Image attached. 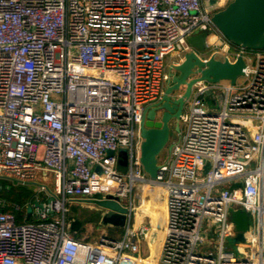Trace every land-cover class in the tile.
Instances as JSON below:
<instances>
[{"label":"built area","instance_id":"2783aa9c","mask_svg":"<svg viewBox=\"0 0 264 264\" xmlns=\"http://www.w3.org/2000/svg\"><path fill=\"white\" fill-rule=\"evenodd\" d=\"M229 1L0 0V179L38 186L25 204L0 198V264H264V49L236 46L213 25ZM196 30L215 35L205 55L187 42ZM191 51L241 54L243 80L192 84L151 180L142 114ZM146 185L165 205L154 255L151 223L135 216ZM93 198L128 210L122 233L72 235L68 202ZM230 208L248 215L243 242Z\"/></svg>","mask_w":264,"mask_h":264},{"label":"water","instance_id":"95a60500","mask_svg":"<svg viewBox=\"0 0 264 264\" xmlns=\"http://www.w3.org/2000/svg\"><path fill=\"white\" fill-rule=\"evenodd\" d=\"M211 22L232 44L252 50L264 49V0H230L223 8L213 13ZM244 66L241 54L234 62H229L213 56L202 60L194 51L185 53L182 60L170 65V78L162 96L145 107L140 122V134L143 139L140 146V162L149 179H155L158 169L157 156L168 142V123L171 118H176L175 130L177 132L180 130L179 117L190 96L192 84L198 80L209 82L228 80L234 84L236 79L243 75ZM205 95L213 98L209 90L205 92ZM170 148L171 144L167 147L168 152ZM119 156L118 164L124 166L126 164L125 151L121 150ZM149 196L148 193L145 194L146 198ZM83 202L94 205L102 224L126 226L128 210L118 202L95 198ZM103 209L105 212L100 214ZM138 212L145 214L142 208ZM230 213L238 231L233 240L243 242L244 232L248 228V215L241 209L230 208ZM30 215L31 210L29 209L25 219L28 220ZM83 223L82 219L73 218L70 229L77 232ZM153 237H155V232H152L151 241Z\"/></svg>","mask_w":264,"mask_h":264},{"label":"rangeland","instance_id":"374dc122","mask_svg":"<svg viewBox=\"0 0 264 264\" xmlns=\"http://www.w3.org/2000/svg\"><path fill=\"white\" fill-rule=\"evenodd\" d=\"M190 37H192L193 39H195L197 45H201V48H205L208 47L209 42L208 41H204V39H202L201 37H197V32H193L189 35ZM201 48H197L199 53L204 55V53L202 52L203 50H201ZM243 80V76H239L237 78V82L240 83ZM219 96H217V104H213L210 100H206L207 104L210 107H217L218 108V104H219ZM177 124V120L176 118H171L169 120L168 126H169V138H168V142L165 146V148L160 152V154L157 156V159L160 160L162 157L167 156L168 154V150L167 147L168 145L176 140L178 138V132L175 130V126ZM179 126L181 125L180 122H178ZM49 187L52 186V183L49 182ZM7 186L12 187V190H14V188H16V190L20 189V190H25L28 189L29 191H31V195L29 199H26L27 201L32 199V197H34L35 192L38 189V186L35 184H30V185H22V184H17V183H13L12 181H8L5 179H0V198H4L3 196H5V189H8ZM154 191L157 192L159 198H160V191H158V189H155ZM141 199V205L138 209L142 208V210H144L145 214H141L137 211L136 213V221L140 222L143 218L144 222H148L146 217H150L153 216L155 214V206H150V204H148V202L144 201L141 196H137L136 197V203L138 204L140 202ZM27 201L23 202L22 204H25ZM68 208L69 211L66 214V219L69 218H74L77 216V212L79 211V214L81 219H84L83 217H88L89 216V211L87 210H94V207H92L91 205H88L87 203L83 202V201H74L73 203H69L68 202ZM92 216H89V219L86 221L84 220V223L82 225V227L77 231L74 232L72 231V235L78 239H84L86 241H97L99 240V237L103 234H107L110 233L112 234L113 231H116L117 228L116 227H111L109 225H105L102 224L101 222H98V211H92ZM229 242L227 244H229V246L231 247V250L234 252V254L238 255L237 251H236V247L234 246L232 240L228 239ZM142 247L145 249V246L142 245ZM152 254V253H151ZM153 255V254H152ZM152 258H150V264H154V261H151Z\"/></svg>","mask_w":264,"mask_h":264},{"label":"crops","instance_id":"0c3cea01","mask_svg":"<svg viewBox=\"0 0 264 264\" xmlns=\"http://www.w3.org/2000/svg\"><path fill=\"white\" fill-rule=\"evenodd\" d=\"M194 32H197V37H201L202 39H204V41H208L209 42V45L208 47H203L201 48L202 46L201 45H197L195 39H193L192 37L188 36L187 37V42L188 44L194 48L196 51H198L197 48H201V50H203L202 52L204 53V55L206 54V52L208 51L209 47L211 46L212 42H213V39H214V34L213 32L209 31V32H203V31H200V30H196ZM199 52V51H198ZM166 86V83L164 84V87ZM166 157V156H164ZM148 193L150 196L148 198L145 197V194ZM141 198L148 202V204H150V206H155V214L153 216H150V223H151V226L152 227H157L162 225L164 223V219H165V205L162 201V198L158 196L157 192L154 191V190H150V189H143V193H142V196ZM89 211V210H87ZM91 211V210H90ZM93 211H96L95 208ZM90 216V214H89ZM89 216L88 217H83L84 219H82L83 221L84 220H88L89 219ZM74 218H80V214H79V211L77 212V216L74 217ZM98 222H100V219H99V216H98ZM151 253H152V250H151Z\"/></svg>","mask_w":264,"mask_h":264},{"label":"trees","instance_id":"16d2710c","mask_svg":"<svg viewBox=\"0 0 264 264\" xmlns=\"http://www.w3.org/2000/svg\"><path fill=\"white\" fill-rule=\"evenodd\" d=\"M203 32H209V30H203ZM30 195H31V191H29L28 189L16 190V188H14V190H12V187L9 186L8 189H5V196H3V197H4V199H6L10 202H16V203L22 204L23 202L27 201L26 199L30 198ZM20 220H21L20 217H18L17 221H20ZM117 231L119 233H122L123 227H117Z\"/></svg>","mask_w":264,"mask_h":264},{"label":"bare ground","instance_id":"6f19581e","mask_svg":"<svg viewBox=\"0 0 264 264\" xmlns=\"http://www.w3.org/2000/svg\"><path fill=\"white\" fill-rule=\"evenodd\" d=\"M147 188V189H150V190H155L156 188L152 187V186H149V185H146L144 186V189ZM144 218V217H143ZM147 220L149 221L150 218L149 217H146ZM137 223H139L138 221H136ZM152 232H155V237H153L152 241L150 242V248L152 250V254L154 255L158 249V238L161 237V231L157 228V227H152L150 228V231H149V235L150 237L152 236Z\"/></svg>","mask_w":264,"mask_h":264},{"label":"flooded vegetation","instance_id":"af4514ba","mask_svg":"<svg viewBox=\"0 0 264 264\" xmlns=\"http://www.w3.org/2000/svg\"><path fill=\"white\" fill-rule=\"evenodd\" d=\"M92 211H93V210H91V211L89 210V213H88V214H90V216H92V213H93Z\"/></svg>","mask_w":264,"mask_h":264}]
</instances>
